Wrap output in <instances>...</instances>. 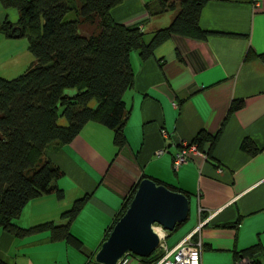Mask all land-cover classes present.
<instances>
[{
    "label": "crops",
    "instance_id": "0c3cea01",
    "mask_svg": "<svg viewBox=\"0 0 264 264\" xmlns=\"http://www.w3.org/2000/svg\"><path fill=\"white\" fill-rule=\"evenodd\" d=\"M150 1L121 0L111 17L152 35L173 12L153 17L146 9ZM199 24L211 33L205 40L172 35L145 60L138 51L130 53L133 84L123 95L128 110L123 146L118 149L113 131L93 121L69 143L49 144L45 154L62 173L56 185L63 197L33 198L17 226L65 224L60 215L89 194L69 230L95 253L131 187L148 178L189 200L186 220L172 231L153 225L166 232L167 248L190 235L202 241L201 264H234L243 257L264 264V62L244 58L248 48L264 53V0H210ZM233 99H242V106L227 116ZM220 128L212 148L199 150L206 158L192 154L173 167L177 142ZM245 139L258 149L255 154L242 148ZM76 250L52 241L48 232L18 238L0 228L1 264H86L90 258ZM156 251L162 253L158 246Z\"/></svg>",
    "mask_w": 264,
    "mask_h": 264
},
{
    "label": "trees",
    "instance_id": "16d2710c",
    "mask_svg": "<svg viewBox=\"0 0 264 264\" xmlns=\"http://www.w3.org/2000/svg\"><path fill=\"white\" fill-rule=\"evenodd\" d=\"M208 1L146 3L151 15L165 11L173 15L167 26L156 29L145 42L140 25H124L111 17V8L121 0H0L3 7L17 11V20L4 19L0 30L8 37L25 36L27 49L34 57L17 77L0 76L1 229L18 238L48 232L52 241H64L77 250L83 247L70 232L69 222L80 212L89 194L76 199L60 215L67 220L65 224L48 221L21 228L15 223L33 198L47 193L58 199L63 197L56 185L62 173L46 156L47 146L69 143L85 123L93 121L111 129L116 147L121 148L128 116L123 95L133 84L130 53L138 51L141 60H145L172 35L207 39L211 33L201 28L199 17ZM253 56L264 62V53L255 54L248 48L244 58ZM242 103V99H233L227 116ZM221 128L214 134L200 130L189 143L201 151L206 144L212 148ZM241 146L251 155L258 150L248 139ZM137 186L138 182L131 187L102 241L127 208ZM93 254L86 264H94ZM161 254L156 251L140 259L152 264ZM252 263L255 264L254 259Z\"/></svg>",
    "mask_w": 264,
    "mask_h": 264
},
{
    "label": "water",
    "instance_id": "95a60500",
    "mask_svg": "<svg viewBox=\"0 0 264 264\" xmlns=\"http://www.w3.org/2000/svg\"><path fill=\"white\" fill-rule=\"evenodd\" d=\"M189 200L153 180L142 179L128 207L93 255L94 264H116L126 253L148 257L158 246L154 224L172 231L188 216Z\"/></svg>",
    "mask_w": 264,
    "mask_h": 264
},
{
    "label": "built area",
    "instance_id": "2783aa9c",
    "mask_svg": "<svg viewBox=\"0 0 264 264\" xmlns=\"http://www.w3.org/2000/svg\"><path fill=\"white\" fill-rule=\"evenodd\" d=\"M177 143L179 149L173 156L174 168L186 163L192 154H198L203 158H206V155L197 149L196 144L186 141H179ZM160 153H162V151L156 152V154ZM153 228H158L159 233H156L158 236V249L161 250L163 254L160 259L152 264H201L203 244L200 239L194 241L189 235L176 244L172 249H169L165 243L166 232L159 226ZM135 259L140 260L133 255L126 253L116 262V264H129L131 260ZM234 264H252V261L243 257L242 259L237 260Z\"/></svg>",
    "mask_w": 264,
    "mask_h": 264
},
{
    "label": "rangeland",
    "instance_id": "374dc122",
    "mask_svg": "<svg viewBox=\"0 0 264 264\" xmlns=\"http://www.w3.org/2000/svg\"><path fill=\"white\" fill-rule=\"evenodd\" d=\"M154 7V4H153ZM0 20L7 17V20L15 21L17 19V11L15 8H5L0 2ZM167 11L161 13L165 14ZM160 14V15H161ZM160 15L158 17H160ZM157 15H153L156 17ZM169 14H166L168 19ZM168 25V24H167ZM165 25V26H167ZM149 31H145L143 38L145 42H148L151 38ZM34 60L33 55L27 49V39L25 36L18 38H8L0 32V76L6 79H11L22 74L27 66ZM59 120L63 122L60 118ZM186 225V224H185ZM78 251V250H76ZM81 251V252H80ZM84 253L89 257L92 253L85 247H81L78 251Z\"/></svg>",
    "mask_w": 264,
    "mask_h": 264
},
{
    "label": "bare ground",
    "instance_id": "6f19581e",
    "mask_svg": "<svg viewBox=\"0 0 264 264\" xmlns=\"http://www.w3.org/2000/svg\"><path fill=\"white\" fill-rule=\"evenodd\" d=\"M153 229H154V231H155L156 233H159V232H158V228H153Z\"/></svg>",
    "mask_w": 264,
    "mask_h": 264
}]
</instances>
